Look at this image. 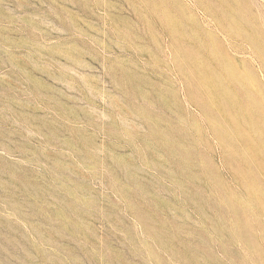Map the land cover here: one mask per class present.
<instances>
[{"label":"rangeland","instance_id":"obj_1","mask_svg":"<svg viewBox=\"0 0 264 264\" xmlns=\"http://www.w3.org/2000/svg\"><path fill=\"white\" fill-rule=\"evenodd\" d=\"M0 264H264V0H0Z\"/></svg>","mask_w":264,"mask_h":264}]
</instances>
